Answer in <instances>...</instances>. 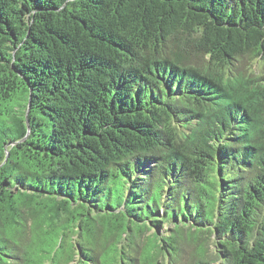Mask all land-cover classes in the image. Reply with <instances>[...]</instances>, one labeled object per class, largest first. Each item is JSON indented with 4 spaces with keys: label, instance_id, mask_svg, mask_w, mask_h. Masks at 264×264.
Instances as JSON below:
<instances>
[{
    "label": "trees",
    "instance_id": "16d2710c",
    "mask_svg": "<svg viewBox=\"0 0 264 264\" xmlns=\"http://www.w3.org/2000/svg\"><path fill=\"white\" fill-rule=\"evenodd\" d=\"M214 262L264 264V0H0V264Z\"/></svg>",
    "mask_w": 264,
    "mask_h": 264
},
{
    "label": "rangeland",
    "instance_id": "374dc122",
    "mask_svg": "<svg viewBox=\"0 0 264 264\" xmlns=\"http://www.w3.org/2000/svg\"><path fill=\"white\" fill-rule=\"evenodd\" d=\"M185 249H186V254H185V256H187V255H189V254H192V252H193V249L192 248H190V247H185ZM211 249V248H210ZM210 252L212 253V251L210 250ZM213 264H217V263H213Z\"/></svg>",
    "mask_w": 264,
    "mask_h": 264
},
{
    "label": "water",
    "instance_id": "95a60500",
    "mask_svg": "<svg viewBox=\"0 0 264 264\" xmlns=\"http://www.w3.org/2000/svg\"><path fill=\"white\" fill-rule=\"evenodd\" d=\"M26 123H27V126H28V120L26 121Z\"/></svg>",
    "mask_w": 264,
    "mask_h": 264
}]
</instances>
